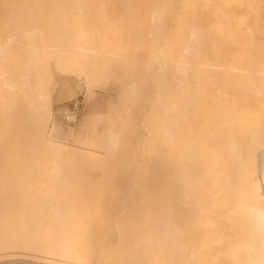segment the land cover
<instances>
[{"label": "bare ground", "instance_id": "1", "mask_svg": "<svg viewBox=\"0 0 264 264\" xmlns=\"http://www.w3.org/2000/svg\"><path fill=\"white\" fill-rule=\"evenodd\" d=\"M83 1L86 2L85 0H0V264H42V261H46V260H48L46 262H49V260H54L53 262H55V264H118V263L133 264L131 263L130 260H127L124 263L123 260L120 259L119 261H122L123 263L122 262L115 263L116 258L113 257V254L110 259L108 254L107 255H103V253L101 254L100 251L101 249L98 250L100 252L97 253L96 251L97 246L99 248L101 247L100 244L97 245V243L95 244V242L97 241L99 243L98 239L100 237L99 238L96 237L97 240L94 241V245L96 248L93 245H87L88 244L87 240L89 239L90 241V236L89 238H87L88 236L86 237V235H88L87 232H86L87 234H85V239H84V241L86 240L87 242L86 244H84L86 245V247L82 246L85 249H83V251L78 250V252L75 253H71V251L68 252L69 251L67 250L68 247L70 248V250H72L73 248L75 249V246L72 247L73 244H70L72 247L71 248L68 243V241L69 242L71 241L70 238L67 239L68 241L67 240L65 241L64 238L66 237L68 238V236L64 237L62 234L63 233L65 234L66 230H68L65 227L67 226L68 228V223H71L72 221L67 222V224H64L65 222L64 218L66 219V215L61 214L62 216H64L61 218L64 221H62L59 217L60 213H62V209H60V211L59 209H56L57 215L58 214L59 215L57 218H55L54 206L56 205L57 200L58 201L60 200L59 198H57L58 197L57 196V197H53L57 199L55 200L56 201L55 203L52 201V198H51V202L49 201V203H51L52 205L54 203V206H51L50 204H49L50 207L45 206V207H49V209L50 208L53 209L50 215H49L50 212L48 213V216L50 217L52 216L51 219L49 220H53L52 222L51 221L49 222L47 218L50 217L47 216V212L43 211V208L45 207H41V205L43 206L44 203L43 204L39 203L40 204L39 207V204L37 203L39 201H36V199L37 200L39 199L38 196L40 195L42 196V193H40L39 191L41 190V192H43L44 191L43 187H45V186L42 187L39 184L50 183V185H52L53 182L54 183L57 182L61 184L63 183L62 185H64V183H68V185L69 183H72V185L70 184V186H75L76 183L73 182H79V183L81 182L82 184L83 182L86 183L87 180H89V178L91 177L89 175V171H92V175L94 171L97 179H99L100 181L97 182L99 183V189L98 188L95 189V191L96 190L98 191L99 195H101L100 192L104 191L103 188L106 187V185L104 184L105 182L107 183L109 180L110 182L113 180L112 182L117 183V185L118 183H120V186L118 187L115 186L116 184L113 185L111 182L112 186H115L117 191V192L114 191V193L109 194V195L113 194L111 195V197H114L112 198L114 200L113 202L111 201L113 203L111 205L113 206L115 202L117 203L116 206L114 207L111 206L113 209L116 207L117 208V209L115 208L116 210H121L122 208L123 210L125 209L124 210L125 212L131 211L133 213V211L136 210L137 211L139 210L141 212L142 210H144L145 212L151 213L153 210L148 209V208H152L149 203L152 204L154 202L152 196L154 193V185L156 186L158 183V179H157L158 175L154 177L155 176L154 173L158 174V171L156 169L159 167L155 166L156 169L155 168L152 169L153 170L152 172L153 175H152L150 173L151 171L150 168L152 166L153 161L150 160L149 162V160H147L148 159L147 157H149L150 154L148 156L147 155L144 156L143 153L145 152L144 154H146L148 150L145 149L146 145L147 148H149V144L152 143L155 144V141L161 138L159 134H157L158 131H160L159 133L161 134L162 131L164 132L169 127V126L166 127L167 126L166 123H165L166 126L162 124L164 122L162 123L160 122L162 124V125L160 124L161 126L158 125L159 121H161L160 119L164 118V116H162L163 118H160V115L165 111L166 104H172L174 100L175 102H177L178 101L177 99L181 98L180 101L181 100L183 101L181 102L178 101V103L176 104L179 105V103L183 102L182 103L183 105L181 104L179 105V107L184 106V109L183 108L181 109H183L184 114L186 113L185 111L187 110V116L190 115L191 109L194 108L195 105L197 107L198 106L202 107V102L205 104V107L201 115L210 116L212 119L219 118L220 116H254V115L256 116L255 107L258 104L256 103L255 96H253V94L248 92L244 95L235 97L232 93L226 91V92H222L221 94L212 95L208 99L207 98L204 99L205 96L202 93H200L201 89H194L190 82V79L195 76L193 75L192 72H201V71H237L241 73L240 74L241 76H244V73L247 74V72L264 71V0H109V1L90 0V2L91 1L94 2V3L91 2L92 7L90 8V12H95L96 15L98 14L100 16L101 14L104 15V13H108V17H109L110 15L109 12L117 8L114 5L118 4L119 8L122 7V10L125 15L123 16V12L121 10H118L122 12L121 16L126 17V15H128L134 20H136L138 27V36L140 38L139 57L137 58H140L139 65L143 69L142 73L144 72L142 76L144 80L141 78V82L142 80L143 82L144 81L145 82L144 84L143 82L142 83L135 82L133 84L134 82L133 81L131 83V85L133 86L130 87L128 85L129 87L127 89V93L131 92L134 99L133 101H131L130 104H134L135 106V104L139 103L140 101L141 104L139 105L140 107L144 108V109L142 108V110L144 111L145 115L143 116V118H141L142 123L138 122L141 119L138 120L137 117L139 118V115L142 116L141 113H143V111L137 110L139 109V107H135L136 110L134 107L132 108V110L134 109L136 111L135 112L136 114H134L136 116H134V118L136 117L135 119L138 120V121L135 120L136 122L134 124L138 128L137 122L138 124L141 123L140 125L141 127L139 126L140 133H137V131L135 133V131H133L134 129L133 127H135V125L133 127L131 126L132 129H130L131 127L130 125H128L129 128L127 127L125 130L127 131L132 130L129 131V133H132L133 138L130 137L131 140H129L125 136L126 141L124 139V133H126L127 131L125 132L123 128L127 125V123L125 124L124 122L125 125L123 126V124H121V122L123 121H121L119 117V120L121 121L120 122L118 120L120 122L119 124L121 125L119 126L120 129L122 130L119 129L115 130L113 125L112 127H109L107 129L106 138L105 141H103V144L101 145L93 144L96 147V149L104 150L105 151L104 155L100 154L99 156L95 157L93 155L94 153L86 152L85 149L82 147L84 145V140L82 138L80 140H76V143H78V145L79 144L82 145L80 148L75 149L73 147L74 149L73 150L69 145L68 146L69 149H67L65 144L62 143V141L54 138L52 134H49V127L52 126L54 120L52 118L53 93L49 88L48 75L46 76L44 74V71L41 72L40 70L41 66L43 67V63H45L47 72L49 71L51 72L52 60L50 59L49 56L51 53H54V55H56L58 52L62 54H66L67 52L72 51L75 55L78 56V59L76 60L74 59L75 62L77 60L85 58V56L80 58L79 56L80 53L78 52L85 51V53L86 52L90 54L92 53L91 57L90 54L88 55L89 61H87L86 59L83 61L82 60L79 61L81 62L80 66L82 65L84 68V70L82 69L81 72V69L79 67L80 69L79 72L82 74L87 73V75L90 74V71L89 70L86 71V70L87 69L91 70L90 67L91 65H89L91 64L90 59L95 56L94 58L96 59L94 58L93 59L96 63L93 62L92 66L95 67H92L91 72L96 73V75L95 74L92 75L94 78L89 75V77L93 78L94 81L92 80L93 83L90 81L89 82L90 84L87 85L92 84L93 86L95 84L97 85L96 87L97 89L98 86H101V88L103 86L104 88L109 84V79H107L106 77L107 76L109 77L107 72H109L110 66L112 64L111 59L112 56L115 57L118 55V54L113 55L114 53L109 51L110 47L109 48L106 47L105 48L106 53H104L105 55H102L103 57L100 59L99 56L94 55L97 52V50H95V47L93 50L96 52L90 51L89 48H86L80 44V41L82 40V37L80 35L78 36L75 35V37L77 36L78 39L80 40L78 41L80 46L77 44L58 46L55 43L57 41L56 37L61 35L59 33H61L63 30V29L61 30L62 20L69 18V20L70 19L73 20L75 24L78 23L77 24L78 27L80 26L81 21L83 20V17L85 16L86 13L82 9L84 3ZM108 3L110 5H113L112 7L113 9L111 11H109V9L108 10L106 9L107 12H104L106 5H109ZM85 4L89 5L90 3L89 4L85 3ZM101 4L105 6L104 9H101L103 8V5L101 6ZM61 10H63V12ZM113 12H117L116 9ZM114 14L110 15V17L112 16V19L116 16V15L113 16ZM92 16L93 15L91 13V17ZM106 16L107 15L105 14V19L107 20L110 19V17L106 18ZM118 17L119 16L115 17V19ZM93 18H95V16H93ZM105 19L104 20L101 18L99 19L101 21L103 20L104 23L103 22L100 23L99 20L98 21L96 20L97 24L100 23L102 25L103 24L106 25L104 26V28L106 27L105 29H108L110 26L111 31H113L112 29L115 28L114 29L115 35L118 34L116 38L118 36L125 35V33L123 35V32L126 31L125 30L123 31L120 24V22L121 23L123 22L121 21V17L120 19L118 18V20H116V22L117 21L120 22L115 23V25L113 23L114 21L112 22V20H111L112 24L110 23V20H108L110 23V25H108L109 23ZM70 23L71 22H69V24ZM82 24H84V22ZM118 24L120 25V29L116 27V25ZM76 29L77 31L79 30L81 32V28L79 29L76 28ZM76 29L74 30L76 31ZM71 30L72 29H70L69 31ZM107 32L109 34V30L106 31V33ZM73 33L76 34L75 32ZM111 35L112 34H110V36ZM68 36L70 35L67 34V37ZM113 37L115 38V36ZM125 37L128 38L127 35H125ZM125 37L124 38L121 37V39L122 38L125 39ZM116 38L115 40H113L114 43H116ZM121 39L119 40L121 41ZM50 41H54V44H52ZM123 42L122 41L120 42L121 46H123ZM107 48L108 50H106ZM103 52L104 51H102L101 53L103 54ZM124 53H127V51L123 52V54ZM125 55H129V54H125ZM96 56L99 57L100 61L98 62L96 61L98 59ZM133 56L131 55L130 56L131 58L129 56H125V57L130 58L129 60L132 61L133 58H136L135 56L134 57ZM176 56L179 57L177 58ZM125 60H127V58H125ZM91 61L93 60L91 59ZM94 63L96 65H94ZM97 64L99 65V69L98 71H95L93 70V68L95 69L96 66H98ZM85 66L87 69L85 68ZM184 66L186 67L183 68ZM169 67L178 70L177 72H180L182 68L183 70L184 69L187 70L186 73L188 74V77L186 73H185L186 76H183L188 79L187 82L188 85L187 87L185 86L187 90L186 88L183 87L185 89V91H183L182 86L184 85H181L183 82L181 79L180 80L178 79L180 82L182 81L181 84L177 85L175 80L178 78V76L177 78H175V80L174 79L172 80V77L174 78V73L173 76L171 77L172 72H168L171 70V68ZM165 68H167L168 71L164 70ZM84 71H86V73ZM160 71L161 73L162 71L165 73L166 71L168 72V76L170 75L169 76L170 85H172V82L175 81L174 82L176 83L175 85L181 86L179 87L181 89V92L187 91L186 93L187 98L184 96L186 101L182 99L183 96L181 97L175 96L176 94H174V92L177 91L178 87L177 89L174 88V83H173L172 86L176 91H173L172 88L173 91L172 94L174 95H170L171 94L170 93L167 97H165L166 99L170 98L169 96H172L173 98L171 97L172 101L171 99H169L171 101L170 103H168L169 101H164V107H162L163 108L162 113L158 112L159 109L156 107L159 105L161 101V96H163V94L159 89H157V85H158L157 83L156 86H154L155 84L152 85V83H155V80L156 82H158L156 77L155 78L153 77L154 73L156 72L160 73ZM87 75L85 76L82 75L81 79L82 77L84 80L85 78L87 79L88 78ZM176 75L179 74L177 73ZM247 76H251V75L247 74ZM152 77L153 79H151ZM84 80H82L83 81L82 84L84 82L88 83L87 81L89 80V78L87 81ZM163 82H164L163 84H165V79H163ZM86 83L84 84V86L86 85ZM142 84L144 87L142 86ZM92 86H89L87 88H91ZM117 88L116 90H118ZM166 89L171 90V87ZM90 91L91 90H89V92ZM86 92H88L87 89ZM178 92L176 93L179 94ZM140 95L142 96L141 98ZM86 96L85 99L88 97ZM126 97L127 96H125L124 99L125 102H127ZM135 97L137 101L138 99H142V101L141 100H139L138 102L135 101ZM174 97L177 99H174ZM97 98L98 97L96 95V92L92 91L91 93H89V99H97ZM142 102H143V106H141ZM130 104H128V106H130ZM166 106H170V105H166ZM171 107L173 106L171 105L170 109ZM175 107L176 106L174 105V109ZM168 108L169 107H167V109ZM124 110H126L125 112L129 114L128 112L129 107H126ZM155 111L157 112V115L159 113L160 115L157 116ZM172 111H173L172 109L171 110L168 109V113H166L167 110L164 113H166L168 116V114L170 115L172 114L171 113ZM177 111L175 112V114H172L171 116L175 115V117H177L180 114L179 111V114L177 115L176 114ZM120 113H121V108L117 116L119 115L121 116ZM126 113H124L125 117L126 115L128 116L126 117L127 118L126 120L129 121V118H131V122L132 121L134 122V119L132 120L133 114L130 113V115H128ZM182 119H185V117ZM122 120L125 121V118H123ZM173 121L174 120H172V122ZM222 125L224 124L222 123ZM85 127L83 131L82 130H80L81 132L79 131V134L77 135L78 137H80L79 136L80 134L84 133ZM61 133L62 132H60V134ZM126 134H128V132ZM152 134L155 135V138L157 136H159V138L154 139L153 137L154 135ZM142 136L145 138H143ZM148 136L151 139L153 138V142L151 143L150 141L148 142V138H146ZM72 137H74L73 130H70L69 135L66 136V139L69 141L71 140ZM145 142L146 145H144L145 146L144 148L142 146L143 143L145 144ZM160 145H161V139L157 141V144H155V146L153 145L154 150L153 149L152 150L154 154L156 153L157 155V156L153 155L154 157L156 156L160 158V156L158 155L159 154L158 151H160ZM155 147L158 148L157 152L155 150ZM64 148L65 150L68 151L69 156H65L63 151ZM141 150H143V153ZM159 158H155V162ZM157 162L159 163V160ZM243 165H245L244 175L242 176L243 173L241 174L240 172L241 166L240 165L239 167L237 166L235 170V177L233 178V182L231 183V185L232 187L234 186L239 188L237 190L238 193L235 189L234 190L235 193L239 195V198H237L238 196L236 197L238 200L237 210L239 211V214L241 216L240 219L243 221V224L241 223V225H243L246 236L245 237L243 235V237L246 238L245 240L246 243L245 242L244 243L246 244V250H247L246 254L248 255L247 263L264 264V138L263 137L259 138V140L256 141L250 159L248 160V162H245ZM102 178L105 179V180L103 179L104 182ZM150 178L153 180H151ZM88 183H90V181L87 182V184ZM93 183L94 182H92V185L91 183L88 184V186H91L90 188L92 187L94 188ZM87 184L85 186L86 188H87ZM100 184L101 187L103 185V188L100 187ZM96 186L97 184H95V187ZM107 186L109 188H113L110 187L109 184ZM61 187H62V191L63 189H66L67 191L68 190L67 188H70L67 186L66 187L61 186ZM77 187L78 184L75 188ZM108 187H106L105 189L106 190L109 189ZM78 188H80L83 191L80 184ZM100 188L102 189V191ZM70 189L72 190L73 188L71 187ZM87 189H89V187ZM113 189L109 191L112 192ZM51 190L49 192H51ZM48 191L45 192L47 193ZM66 191H64L63 193L65 194ZM95 191L91 189V191L89 192L92 193ZM109 191L107 190L106 194H108ZM67 192H69L70 196H73L71 195L72 193H70V191ZM155 192L157 193L156 189ZM76 194H78V192H76ZM55 195H57V193ZM69 195L67 194V198ZM44 196L46 197V195L43 193V197H41L40 201H43L42 199L44 198ZM52 196H54V194H52ZM98 196L95 198L99 199ZM61 197H62L61 199H65V197L63 196ZM74 197L76 200V196ZM74 197H70V198H72L73 200ZM77 197L79 198V195ZM70 198L69 200L67 199L66 201L71 202ZM91 199H94V196ZM149 199L151 202H149ZM75 200H73V203L76 202ZM84 200L82 202L87 203V201ZM109 200H111L110 196H109ZM30 201L33 203V205L29 204L31 203ZM66 201H64V203H66ZM90 201L92 203V200ZM107 201L106 202L105 200L102 201L105 202V204H103L105 205V207L107 206L106 205ZM34 203L38 205H35ZM73 203L72 205L75 206L76 203L75 204ZM98 203L100 204V202ZM95 204L96 203H94V206L92 205V208H95ZM154 204L155 203H153L152 205ZM27 207L28 208L30 207L31 209H28ZM87 207H90V205ZM69 208L72 209L71 205ZM92 208L90 210H92ZM101 209L105 210L106 212V209L102 207ZM67 210L63 212H67ZM68 211L70 214V210ZM238 211H236V213ZM40 212L42 214H40ZM74 212H77V210L75 209ZM112 212L115 211L112 210ZM58 218L62 222L57 220ZM45 219L47 220L45 221ZM98 219L100 218H96V220ZM90 221H94V220H90ZM53 222H55V224ZM116 222L118 223V220ZM52 223L54 224V226L57 223H59V225L62 224L63 227L57 225V227L60 228L59 229L57 228L56 230V227H53ZM102 223L104 224V222ZM107 223L112 224L109 222ZM107 223H105V225ZM114 224H112V226ZM50 227L52 228L50 229ZM52 229L57 231L56 232L57 236L55 235L56 233L53 234L54 231L52 232ZM49 230H51V232ZM82 230L84 232V229ZM61 232L63 233L61 234ZM80 232L81 231H79V234ZM66 234H68V232ZM81 235H80V240L81 239L83 240L82 236H84V234L82 236ZM56 237L57 238L61 237V240H64L65 242V243L63 242L64 244L68 243L67 247L66 248L64 247L62 249L64 245L63 243H61L60 246V242L57 241L59 239L55 240ZM93 240L89 244H92ZM51 241L53 242L57 241L59 243H55V244H59V245H55ZM50 242L57 248L59 246L61 248L59 247L58 249L57 248L50 249L46 245V244L51 245ZM116 243L117 242H115V244ZM109 244H110L109 247L111 248L112 243ZM134 245L135 246L131 245L132 247L129 246L131 254L128 252L129 253L127 254L129 255L127 256L128 259L132 256L133 252L136 249H138L140 246L139 244H134ZM106 247L110 249L108 246ZM103 248L104 247H102V249ZM131 248H133L134 251ZM64 249L65 251H63ZM61 251H63L64 253L63 252L60 253ZM115 252L113 251L112 253ZM110 253L111 252H109V254ZM116 253L114 255H116ZM113 259H115L114 260L115 262L113 261ZM117 261H118V257H117Z\"/></svg>", "mask_w": 264, "mask_h": 264}, {"label": "rangeland", "instance_id": "2", "mask_svg": "<svg viewBox=\"0 0 264 264\" xmlns=\"http://www.w3.org/2000/svg\"><path fill=\"white\" fill-rule=\"evenodd\" d=\"M85 1L86 2L83 1L84 3H83L82 9L86 13H85V16L83 17V20L81 21L80 26L78 27V25H77L78 23L75 24L73 22V20L70 19L71 20L70 21L69 18L62 20L61 30L62 29L63 30L61 33H59L61 35L56 37L57 41L55 43L58 46L70 45V44H77L80 46V44H81L82 46L89 48L90 51H94L93 49L95 47V50H97V52L94 51V52H96L94 55L99 56L100 59L103 57L102 55H105L104 53H106L105 48L110 47L109 51L114 53L113 55L118 54L121 57L118 55L115 57L112 56V59H111L112 64L110 66L109 72H107L109 77L106 75L107 76L106 78L109 79V84L104 88L102 86L103 89L101 88V86H98V88L96 89L97 85H95V84L93 85L95 87H93L92 84L87 85V84H90L89 83L90 81L92 82V80L94 78L92 75H94V74L96 75V73L91 72L92 67H95L92 65H93V62H95L94 59H96V58H94L95 56L93 57V55H92V57L94 59L93 58H91V59L93 61H91V59H90L91 64H89V65H91L90 66L91 70L87 69L85 66V68L87 69V70L86 69L85 70L86 71L89 70L90 74L87 75L86 71H84L86 74L80 73L79 72L80 69L82 72V69L84 70V68L82 65H81L82 67L80 66L81 62H79V61H81V60L83 61L85 59L87 61H89L88 55L90 53H87V52L85 53V51H83L84 53L81 51L78 52V53H80V55H79L80 58L83 56H85V58L77 60L76 61L77 64H76L75 60L78 59V56L75 55L72 51H69L66 54H62V53L58 52L56 55H54V53H51L49 55L50 59L52 60L51 72L50 71L47 72V69L45 67V63H43V67L41 66L40 70H41V72L44 71V74L46 76L48 75L49 88H50L51 92L53 93V113H52L53 117L52 118L54 120H53L52 126L49 127V134H52V136L54 138L62 141V143L65 144L67 149H69V147H68L69 145H70L71 149H73V147L75 149L80 148L82 145H80V144L78 145V143H76V140H80L82 138L84 140V145L82 147L85 149V151L86 152H92V153H94L93 155L95 157H97L100 154L104 155L105 151L102 149H100V150L96 149V147L93 144H99V145L103 144V141H105V138H106V131L109 127H112L114 125L113 127L115 130L116 129L122 130V129H120L121 125L119 123L121 121H123V122H121V124H123V126L127 123V125L123 128V130H125L127 127L129 128L128 125H130V127L131 126L133 127L135 125L134 123L136 121L140 120L141 118H143V116L145 115L144 111L142 110L143 107H140V105H139V104H141L139 100L142 101V99H138L139 103L135 102L136 104L134 106V104H130L131 101L134 100L132 93L131 92L127 93L128 87L133 86V85H131V83L133 81H134L133 84L135 82H141V78H142L144 72L142 73L143 69L139 65V59L140 58H137V57H139L140 38L138 36V27H137L136 20H134L133 18H131L128 15H126V17H123V16H125L124 12L122 10V7H120V8L118 7L119 6L118 4L114 5L115 7H117V8L114 7L117 12H113V11H115V9L112 8L113 5H110L108 3L111 6V8L109 5H106V8H105V6L103 5L104 3L101 4V6L103 5V8L100 7L101 9L105 8V10L109 9V11H111L113 9V11L109 12V14L111 15V14L116 13L113 16H115V15H116L115 17L119 16L118 18L120 19V17H121V21H123L122 23L120 21H117V22H120L123 31L124 30L126 31V32H123V31H121V32H123V35L125 33V35H127L128 38L125 37V35L122 36L120 33L119 34L121 36H118L116 38V36L118 34L115 35V32H114L115 28H113L112 29L113 31H111L110 26L108 29H105L106 27L104 28V26H106V25L100 24L101 22L104 23L103 20L105 19V14L107 15L106 18H109L110 15L108 17V13H104V15L101 14L100 16L97 14L98 17L103 19L102 21L99 20L100 18L97 17L95 12H90V8L92 7V3H94V2L91 1L92 2L91 3L90 0H85ZM87 1H89V2H87ZM106 1H109V0H106ZM85 3H88V4L90 3L91 4V5L89 4L90 7H89V5H87ZM105 10H104V12H107V10L106 11ZM118 10H121L123 12V16H121L122 12L118 11ZM61 11L63 12V10H61ZM91 13L93 16H95V18H93V16L91 17ZM102 17H104V18H102ZM115 17L112 19V16H111L110 19H108V20H110V23H111V20H112V22L114 21L113 22L114 25H115V23H117L116 20H118V18L115 19ZM96 20L97 21L99 20L100 23L97 24ZM105 20H107V19H105ZM69 22H71V23L69 24ZM83 22H84V24H82ZM108 23H109V21H108ZM110 23L108 25H110ZM118 25H116V27L118 29H120V25H119V27H118ZM111 27H113V26H111ZM76 28H78V29L81 28V32L78 30L80 32V34ZM70 29H72V30L69 31ZM74 29H76V31ZM108 30H109V34H108V32L106 33V31H108ZM72 31L75 32L76 34H74ZM70 32L73 36L70 34ZM116 33H118V32H116ZM67 34H69L70 36L67 37ZM110 34H112L111 35L112 37L110 36ZM75 35H77V36L80 35L82 37L81 41H83V42H81L77 36L75 37ZM113 36H115V38H116V43L113 42V40H115V38ZM121 37H123V38L125 37V39L122 38L123 39L122 40ZM112 38H114V39H112ZM119 39H121L122 42L124 40H126L123 42V46L120 45L121 41ZM78 41H80V44ZM50 42L52 44H54V41H50ZM96 44H97V46H96ZM129 45H130V47H129ZM108 48L106 50H108ZM128 48H129V50H128ZM99 50H101V51H99ZM102 51H104L103 54L101 53ZM125 51H127V53L123 54V52H125ZM119 53H121V54H119ZM91 54H90V57H91ZM125 54H129V55H125ZM124 55L129 56V57L131 55L132 56L134 55L136 58H133L134 61L133 60L131 61V60H129L131 57L128 58V57H125ZM86 56H87V58H86ZM99 57H97V58L99 59ZM124 57L127 58V60H125ZM176 57L178 58L179 56H176ZM98 59L96 60L97 62L100 61V59L99 60ZM95 63H94V65H96ZM79 67H80V69H79ZM185 67L186 66H184L183 68H185ZM167 68H165L164 70L168 71ZM169 68H171V67H169ZM183 68L181 69V71L183 70ZM98 69H99V65L96 66L95 69L93 68V70H95V71H98ZM173 70H174V72H173ZM167 71H166V73L163 71H162V73H161V71H160V73L156 72V73H154V76H153L154 78L156 77L158 82H156V80H155V83H152V85L155 84L154 86H156V83H157L158 84L157 89H159L161 91V93L163 94V96H161V101L158 105L161 107H158V106L156 107L159 109L158 112H160V113H162V110H163L162 107H164V101H169L168 103H170L172 101V98H173L172 96H169L170 98H168V99L165 98L170 93H171L170 95L176 94L175 96H180V97L183 96L182 99H184L185 101H186L185 97L187 96V94H186L187 91L183 92V91H185L184 88H186L188 85V83H187L188 79L186 77H183V76H186L187 70L186 69L183 70L184 74L186 73L185 75L183 74V71L177 72L178 70H175L174 68L173 69L171 68V70L168 71V72H172L171 77L173 76V73H174V78L172 77V80L173 79L175 80V78H177V76H178V78L175 80L177 85H180L181 82L183 81L181 84V85H184V86H182V88L184 87L182 92H181V89L179 88L181 86L175 85L176 84V83H174L175 81L172 82V85L174 83V88L177 89V87H178L177 91L173 88L172 85H170V78H169L170 75L168 76ZM175 72H176V74L178 73L179 75H176ZM157 73H159V74H157ZM192 73L195 76L190 79V82H191L194 89H201L200 93H202L205 96L204 99H206V98L208 99L212 95L221 94L222 92H226V91L232 93L235 97L244 95L248 92L253 94V96H255L256 103L258 104L255 107L256 116L255 115L254 116H220L219 118L212 119L210 116H202L201 115V113L205 107V104L203 102H202V107H199V106L197 107L195 105V107L191 109L190 115L187 116V110L185 111L186 112L185 114L183 111L184 106L179 107V105H181L183 102L179 103V105L176 104V103H178V101H180V99H181L180 97H178L180 99H177L174 97V99L178 100L177 102H175V100H174V102L172 104H166V105H170V106L172 105L173 106V107H171V109L174 111V112L173 111L171 112L172 114H175V112L177 110L178 111L176 114L178 115L179 111H180V114L177 117H175V115L171 116L172 114L171 115L168 114V116H167L166 113H168V109L169 110H171V109H170V106H166V105H165V107H166L165 111L167 110V112L164 113L165 112L164 111L161 115H160V113L158 114V115H160V118H163L162 116H164L163 119L159 118L161 121H159L158 125H160L162 122H164L162 124L165 125V123H166L167 126L166 125L165 126L166 127L169 126L164 132L162 131L161 134L159 133L160 131H158L157 134H159V136L161 138H159V136H157L156 138H159V139L156 141L154 140L155 144H157V141H159L161 139L160 151H158L157 150L158 148H156L158 145L155 147V150H156V152L158 151L159 154L158 153L157 154L160 156V158L156 157L157 156L156 153L154 154V152H153L154 146H155L154 143H152L154 146L152 144H149L150 149L147 148L146 142H145V144L143 143L142 147L145 148L144 145H146L145 149H148L146 154H144L145 152L143 153V150H141L144 156L145 155L148 156L150 154L149 157L146 156L148 158L147 160H149V162H150V160L153 161V163H152L153 167L151 166V168H150L151 174L153 172L152 169L155 168V166L159 167L157 169L155 168L158 171V174L154 173V175H155L154 177H156V175H158V178H157L158 183L156 186L154 185V193L152 195L153 201H154L153 203H155L156 205L154 204L155 205L154 206V205H152L153 203L152 204L149 203V202H151L150 199L148 202L150 204V206L152 207V208H148V209L153 210L151 213L145 212L144 210H142V212L139 210L138 211L136 210L138 214L136 213V211H133V213L131 211L125 212L124 211L125 209L123 210L121 208V210H116L117 209L116 207H115L116 209L114 208L115 209L114 210L112 207L116 206L117 203L115 202V204L113 206L111 205V204H113L112 202L114 199H112V198H114V197H111V195H113V194H111V195H109V194L114 193V191L117 192L115 186L119 187L120 183H118V185H117V183L112 182L113 181L112 180L111 181L112 184L113 185L116 184L115 186H112V184L109 180L107 183L109 184L110 187H113L114 188L113 189V188H109L107 186L108 184L105 182L104 184L106 185V187L109 188V189H107L108 191L109 190L111 191V189H113V191L112 192L109 191L108 194H106V192H107V190L105 189L106 187L103 188V185L101 187V184H100V187L103 188V190H104V191H102V189L100 188L102 191V192L99 191L100 194L102 195L101 196V195H99L97 190L95 191L96 188L99 189V183H97V182H100V181H99V179H97L94 171H93V175H92V171H89V175L92 178L90 177L89 180H87V182L90 181L91 185H92V182H94L93 183L94 188L93 187L90 188L91 186H88V184H90V183L87 184V182L86 183L83 182V184L81 182L80 183L79 182H73V183H76L75 186H70V184L72 185V183H69V185H68V183H64V185H62L63 183L61 184V183H57V182H56L57 184L53 182L52 185H50V183L39 184L42 187L45 186V187H43L44 188L43 192H41V190L39 191L40 193H42V196L41 195L40 196L43 197V193H44L46 195V197L49 199H47L44 196V198L42 200L45 202H43V201H40L41 197L38 196L39 199L38 200L36 199V201H39V202H37V203L38 204L44 203L43 206L41 205V207H45V206L50 207V205L54 206V203L56 202L55 200H57V199H55L53 197L58 196L57 198H59L60 200L59 201L57 200L56 205L54 206L55 218H57L59 215V214L57 215L56 209H59V211H60V209H62V213H60L59 217L61 219L62 217H64L62 215H66L67 220L64 218V220H65L64 224H67V222L72 221L71 223H68V228L65 225L66 226L65 228L68 229V230H66V232L64 231L65 234L63 232H61V234L63 233L62 235L64 237L68 236V238L67 237L64 238L65 241L70 238V240H71L70 242L67 240L69 245L73 244L72 247L75 246V249L73 248L74 250L73 249L70 250V248L68 247V249H67V250H69L68 252L71 251V253H75V252H78V250L83 251V249H85L83 247L84 246L86 247V245H84V244L87 243L86 240L84 241L85 234L88 233V235H86V237L88 236L87 238H89V236H90V241H89V239L87 240L88 241L87 245H93L95 247L94 241L100 237L98 239L99 243L97 241L95 242V244L97 243V245L100 244V247H101V248H99L96 245L97 248L96 247L95 248L97 249L96 250L97 253L101 251V254L103 253V255L108 254L110 259H111L112 254H113V257L116 258V260L113 259V261L114 260L116 261V262L114 261L115 263L122 262V261H119V259H120V260H123L124 263L127 260H130L131 263H133V264H248L247 263L248 262V255L246 254L247 250H246V244H245L246 243L245 242L246 236H245L243 225H241V223L243 224V221L240 219L241 216L239 214V211L237 210V208H238L237 207V204H238L237 198H239V195H237L235 193V190L237 191L239 188L234 187V186H233L234 187L233 188L231 183L233 182V178L235 177V170H236L237 166L238 167H239V165L241 166L240 172H241V174L243 173L242 176L244 175L245 165H243V164L245 162H248V160L250 159L251 154H252V150L254 148V144L256 143V141L259 140V138H261V137L264 138V71L247 72V74L251 75V76H247V74L244 73L245 77L241 76L240 75L241 73L237 72V71H201V72H192ZM81 74L83 76L87 75L89 80H88V78L87 79L85 78V80L86 81L88 80L87 81L88 83L84 82L82 84V82H83L82 80H84V79H83V77L81 79V76H82ZM89 75L93 78L89 77ZM78 76H80V77H78ZM179 76H180V78H179ZM153 77L151 79H153ZM187 77H188V74H187ZM163 79H165V84H163L164 83ZM178 79L179 80L181 79L182 81L180 82ZM143 80H142V82H143ZM177 81H179V82H177ZM129 82H130V84H129ZM144 82H143V84H144ZM85 83L87 85V86L85 85L86 88L84 86ZM143 84H142V86H143ZM89 86H92V87L87 88ZM169 87H171V90L166 89ZM116 88L119 91L116 90ZM172 88H173V91H176V92H178L180 90L178 92L179 94H177L176 92H174V94H172L173 93ZM86 89L88 92H89V90H91L89 93H91L92 91L96 92V95L98 98L97 99H89V93L86 92ZM124 89H125V91H124ZM186 90H187V88H186ZM86 93H87L88 97L86 96ZM184 93H185V95H184ZM85 96L87 97L86 98L87 100L85 99ZM125 96H127L126 97L127 102H125V100H124ZM141 97L142 96L140 95V98ZM169 99H171V101ZM135 101H137L136 97H135ZM181 101H183V100H181ZM165 103H167V102H165ZM128 104H130V106H128ZM173 104L177 107V108L175 107V109H177V110L174 109ZM141 106H143V102H142ZM126 107H129V110H128L129 114L125 112L127 109L124 110ZM133 107L134 108L139 107V109H137V110L143 111V113H141L142 116H140L138 114L139 115V118L137 117L138 120L135 119L136 117L134 118V116H136V115H134V114H136L135 113L136 108H135V110L134 109L132 110ZM167 107H169V108L167 109ZM120 108H121V113H120L121 116L120 115L117 116L120 112ZM181 108H183V109H181ZM70 110H75L78 113V121L76 123H68V122L64 121V119H63L64 115L66 113L70 112ZM181 111L183 114L181 113ZM124 113H126L128 115H130V113L133 114L132 120L134 119V122L133 121L131 122V118H129V121L126 120L127 119L126 117H128V116L126 115V117H125ZM155 113L157 115L156 111H155ZM169 113H170V111H169ZM180 116H182V117H180ZM119 117H120L121 121L119 120ZM184 117H185V119H182ZM123 118H125V121L122 120ZM168 119H170V120H168ZM171 119L174 121L172 122ZM124 122H125V124H124ZM138 122L142 123V119ZM138 122H137V125H138L139 129L137 128L136 125H135V127H133L134 129H136V130L133 129V131H135V133H136V131H137V133H140L139 130L141 127L140 126L141 123L138 124ZM221 122L224 125H222ZM115 126H116V128H115ZM84 127H85L84 133L80 134L79 135L80 137H78L77 135L79 134V131L80 130L83 131ZM132 127L130 129H132ZM51 128H53V129H51ZM70 130H73L74 137H72L71 140L68 141L66 139V136L69 135ZM126 131L127 130H125V132ZM129 131H132V130H128L127 131L128 134H126L127 132L124 133L125 141H126V137L129 140H131L130 137L133 138L132 133H129ZM60 132H62L61 134H63V135H61ZM152 135H154V134H152ZM149 136H150V134H149ZM149 136L146 138H148V142L150 141V143H151V142H153V138L151 139V138H149ZM76 137H78V138H76ZM153 137H154V139H156L155 135ZM143 138H145V137H143ZM132 140H134V139H132ZM63 151H64L65 156H69L68 151L65 150V148ZM153 155H156V156L154 157ZM151 156L154 158H152ZM155 158H159L158 159L159 163L157 162L158 160H156V162H155ZM156 163L159 165H157ZM155 169H154V171H155ZM103 179L104 178H102V180ZM95 180H96V182H95ZM104 180H103V182H104ZM151 180H153V179H151ZM154 181H156V180H154ZM241 181H242V178H241ZM59 184H61V185H59ZM77 184H78V187L80 184V186L84 192L78 187H77L78 188V191H77V188H75L77 186ZM86 184H87V188L89 187V189H87L85 187ZM95 184H97L96 187H95ZM53 185H55V186H53ZM61 186H64V187L67 186L70 188L72 187L73 188L72 190L70 188H67L68 189L67 191H70V193H72L71 195H73V196H70L69 192H67L66 189H63V191H62ZM57 187L59 190L60 189L61 190L59 191L57 189ZM51 188H52V190L55 188L54 189L55 191L54 190L52 191ZM84 188H86V189H84ZM49 189L51 190L52 193L49 192L50 191ZM74 189H75V191H74ZM91 189H93L95 192L90 193L89 191H91ZM155 189H156L157 193L155 192ZM45 191H48L49 193L48 192L46 193ZM64 191H66L67 194L69 195L68 198H67L66 192H65L66 195L63 193ZM76 192H78V194H76ZM103 192H105V193H103ZM56 193H57V195H55ZM58 193L59 194L62 193V194H60V196H59ZM237 193H238V191H237ZM52 194H54V196H52ZM78 195H79V198H81V199H79L77 197ZM82 195H83V198H82ZM108 195L110 196L111 200H109ZM61 196L65 197V199H61L62 198ZM74 196H76V200H75ZM93 196H94V199H91V198H93ZM97 196L99 199L95 198ZM104 196H106L108 199ZM116 196H117V194H116ZM70 197H74L73 200H75L76 202L73 203V200ZM101 197L104 199H102ZM51 198H52V201L54 202V203L52 202L53 205L51 203H49V201L51 202ZM69 198H70L71 202L68 201L69 202L68 203L66 200L67 199L69 200ZM46 199H47V201H46ZM78 200H81V201H78ZM83 200L87 201V203L82 202ZM90 200H92V203ZM100 200H102V201L105 200V202L107 201V204H106L107 208L105 207V205H103V204H105V202H102ZM31 201H34V200H31ZM64 201H66V203H64ZM98 202H100L101 206ZM45 203H46V205H45ZM57 203H59V204H57ZM72 203L73 204L76 203V205L74 206V205H72ZM88 203H91V204H88ZM94 203H96L97 205L95 204V208H92V205L94 206ZM29 204L33 205L32 202ZM38 204H35V205H38ZM60 204H61V206H60ZM70 205H71L72 209L69 208ZM85 205H87V206L90 205L92 210H90L91 209L90 207H87ZM65 206H67V207H65ZM72 206H74V207H72ZM98 206H100V207H98ZM30 207L29 208L27 207V208L31 209ZM33 207H36V206H33ZM39 207H40V204H39ZM49 207L43 208V211L47 212V216H48V213L50 212L49 213V215H50L51 211L53 210L52 208L49 209ZM96 207H97V209H96ZM101 207L106 209V212H105V210H102ZM74 208L77 210V212H74V210H75ZM35 209H38V208H35ZM67 209L70 210V214H69V211ZM118 209H120V208H118ZM65 210H67V212H63ZM107 210L111 211V212L113 210L116 213L115 212L111 213V212H108ZM236 211H238V212L236 213ZM71 213H72V215H71ZM74 213H76V214H74ZM86 213H88V214H86ZM40 214H42V213L40 212ZM43 215H44V212H43ZM69 215H70V217H69ZM42 217H44V216H42ZM48 217H50V216H48ZM51 217L47 218V219L49 220V219H51ZM96 218H100V219L96 220ZM47 219H45V221ZM60 219L58 218L57 220L64 221L63 219H61V220ZM103 219H104V221H103ZM105 219L109 223H112V224L115 223L114 224L115 227H114V225L112 226V224H108L105 221ZM111 219H112V222H111ZM90 220H94L96 223L94 221H90ZM117 220H118V223L116 222ZM131 220H133V221H131ZM50 221L52 222L53 220H49V222ZM54 221H55V219H54ZM75 221H77L79 223H77ZM100 221L104 222V224ZM125 222H127V223H125ZM53 223L55 224V222H53ZM74 223H75V225H74ZM105 223H107V224L105 225ZM54 224L52 226L56 227V230H57V228L58 229L60 228V227H57V225L63 227L62 224L59 225V223H57L55 226H54ZM77 224H78V227H77ZM49 225H50V223H49ZM73 227H74V229H73ZM51 228L52 227H50V229ZM82 229H84V232ZM94 229H95V231H94ZM56 230L52 229V232L54 231L53 234H55L57 232ZM49 231L51 232V230H49ZM79 231H81L80 234H79ZM67 232H68V234H66ZM73 232L76 234H74ZM99 233H100V235H99ZM103 233H105L106 235ZM77 234H79V235H77ZM81 234L82 235L84 234V236H82ZM95 234H96V236H95ZM109 234H110V236H109ZM55 235L57 236V233ZM80 235L83 237V240L81 239L82 241L80 240ZM243 235L245 237H243ZM58 236H59V233H58ZM51 237H52V235H51ZM243 238H245V239H243ZM56 239H59L57 241L60 242V246H61V243H63L64 240H61V237L60 238L56 237L55 240ZM91 239L92 240L94 239V240H93L92 244H89L92 241ZM47 240H48V238H47ZM50 240H51V238H50ZM53 241H51V242L54 244L59 243L57 241L56 242H53ZM51 242H50V244H51ZM113 242H114V245H113ZM115 242H117V243L115 244ZM64 243H63L64 246L62 247V249L64 247L66 248L67 244H68V243H66V244H64ZM109 243H112L111 248L109 247V245H110ZM106 244H108V245H106ZM134 244H139L140 246L135 251L133 248H131V249H133L134 252H133L132 256L128 259L127 256H129V255H127V254H129V253L131 254L130 247L135 246ZM244 244H245V246H244ZM46 245L50 249L57 248L53 244H51V245L46 244ZM55 245H59V244H55ZM106 246H108L110 249H108ZM123 246H125V247H123ZM70 247H71V245H70ZM102 247H104V248L102 249ZM243 247H244V249H243ZM62 249H60V250H62ZM98 250H100V251H98ZM63 251H65V249ZM63 251H61L60 253H62ZM113 251L117 252V253L115 252L116 255H114L115 253H112ZM109 252H111V253L109 254ZM245 255H247V256H245ZM116 256L118 257V261H117ZM46 261H48V260H46ZM46 261H42V264H55V262H53L54 260H49V262H46ZM118 264H120V263H118Z\"/></svg>", "mask_w": 264, "mask_h": 264}, {"label": "built area", "instance_id": "3", "mask_svg": "<svg viewBox=\"0 0 264 264\" xmlns=\"http://www.w3.org/2000/svg\"><path fill=\"white\" fill-rule=\"evenodd\" d=\"M63 119L68 123H76L78 121V113L75 110H70L64 115Z\"/></svg>", "mask_w": 264, "mask_h": 264}]
</instances>
